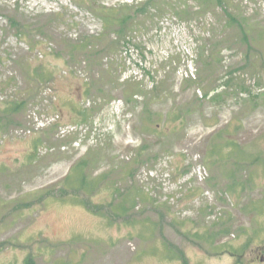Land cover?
<instances>
[{
    "label": "rangeland",
    "instance_id": "374dc122",
    "mask_svg": "<svg viewBox=\"0 0 264 264\" xmlns=\"http://www.w3.org/2000/svg\"><path fill=\"white\" fill-rule=\"evenodd\" d=\"M0 264H264V0H0Z\"/></svg>",
    "mask_w": 264,
    "mask_h": 264
},
{
    "label": "trees",
    "instance_id": "16d2710c",
    "mask_svg": "<svg viewBox=\"0 0 264 264\" xmlns=\"http://www.w3.org/2000/svg\"><path fill=\"white\" fill-rule=\"evenodd\" d=\"M116 10H114V9H110V8H106V9H104V12L105 13H108V14H113V15H116L117 13H119V11H123V12H130L131 11V9H129V8H126V7H123V8H120V10H118V11H116ZM113 15H111V16H108V18L106 19V23H105V25H106V28L108 29V28H111V27H113V26H115V27H120V31H121V33H120V31L118 32V36L120 37V38H123V36H124V29L126 28V25L128 24V22H131V21H133L134 20V17L135 16H133V15H129V14H127V15H123L122 17H119V16H116V17H114ZM235 21V20H234ZM157 88V87H156Z\"/></svg>",
    "mask_w": 264,
    "mask_h": 264
}]
</instances>
